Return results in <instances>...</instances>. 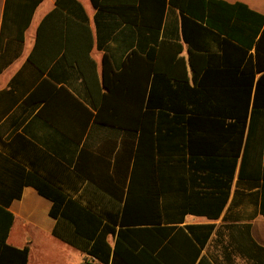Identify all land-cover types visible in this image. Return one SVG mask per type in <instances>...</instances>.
I'll return each mask as SVG.
<instances>
[{
	"label": "trees",
	"instance_id": "1",
	"mask_svg": "<svg viewBox=\"0 0 264 264\" xmlns=\"http://www.w3.org/2000/svg\"><path fill=\"white\" fill-rule=\"evenodd\" d=\"M41 1L4 0L0 62L5 60L7 50L18 57L25 29ZM90 2L97 10L114 13L128 24L149 29L160 27L164 7L169 3L180 11L182 38L190 47L196 46L192 40L195 35L215 42L219 52L207 50L196 55L190 49L192 84L185 72L177 71L172 77L156 66L162 50L169 52L168 59L175 65H182V58L175 56L181 49L177 43L162 41L158 46H150L143 55L132 50L123 62V69L109 77L106 73L109 61L104 55L102 80L108 87V96L125 89L129 98L110 99L112 113L96 114V121L114 129H126V141L132 149L125 165L99 159L93 171L88 169L86 148L82 147L78 154L75 168L79 175L92 182L94 188L112 194L111 200L104 202L110 205L108 211H97L90 200L83 204L79 197L66 196L44 179L31 181L52 202L49 210L55 219L52 235L84 253L85 263L96 260L102 264H165L161 250L155 254L154 250L174 228L167 223L182 222L189 213L209 219L218 217L236 169L239 181L257 183L259 212L264 217V14L242 2L225 0ZM155 4H160L157 19L149 17ZM55 5L37 26L35 42L26 59L38 68L40 62L49 63L56 55L51 48L39 60L42 31L45 24L55 26L61 0H56ZM77 25L87 39L84 53L75 60L77 68L86 85L91 76L98 83L96 64L89 56L90 29L86 21ZM74 26L69 18L59 25L60 30ZM195 56L201 62L199 68L192 63ZM132 64L140 67L135 71L130 67ZM122 76L140 79V83L123 85L119 83ZM161 76L166 80L165 90L178 98L153 99ZM31 98L28 96L24 103H30ZM120 107L125 108L123 115H118ZM114 147L113 144L110 152ZM13 196L18 197L19 193ZM7 207L8 200L0 203V264H27L28 246L18 248L7 242L14 219ZM187 228L194 236L200 228V236L208 237L213 224L187 225ZM151 239L156 243H150Z\"/></svg>",
	"mask_w": 264,
	"mask_h": 264
},
{
	"label": "crops",
	"instance_id": "2",
	"mask_svg": "<svg viewBox=\"0 0 264 264\" xmlns=\"http://www.w3.org/2000/svg\"><path fill=\"white\" fill-rule=\"evenodd\" d=\"M56 0H42L34 10L32 19L24 32V42L18 57L5 53L0 62V203L8 200V210L14 219L7 242L15 247L28 246L27 264H84L85 254L52 235L55 219L49 214L51 200L40 194L31 181L44 179L57 186L70 197H79L82 203L90 200L97 211L110 210L112 194L96 189L92 182L79 175L75 162L82 147L86 148L89 171L99 159H110L125 165L131 144L127 143L126 129H114L96 121V114L112 113L110 99L124 101L129 98L125 89L108 96V87L103 84V57L108 58L107 77L120 72L123 62L132 50L145 54L152 45L160 42L180 44L175 55L182 58V65L169 60V52L162 50L157 55V68L174 77L177 71L186 73L192 84L191 51L196 55L207 50L219 52L215 42L193 36L195 47H190L182 38L181 14L178 8L167 3L158 28H146L128 24L120 16L97 10L90 0H61L55 26L45 24L42 31L41 55L56 54L49 63L40 62L35 67L27 62L37 26L52 11ZM228 3L242 2L249 8L264 14V0H225ZM4 0H0V23ZM149 10V17L157 19L160 4ZM141 13H137L139 17ZM69 18L75 26L60 30L61 21ZM87 22L92 35L89 56L96 64L98 83L89 79L86 85L77 68L76 61L84 53L86 33L77 25ZM7 38L3 47H6ZM61 42H66L62 46ZM13 50V48H11ZM253 52V50L251 51ZM46 59V57H45ZM193 66L201 62L193 58ZM138 70L140 65L132 64ZM258 75V74H257ZM158 78L154 98L173 97L165 90V78ZM119 83H140V79L122 76ZM173 79H170V82ZM113 85V83H111ZM31 95V102H25ZM97 102V104L95 102ZM158 109H155L157 113ZM118 115L125 108L117 109ZM137 133V132H136ZM135 137V144H136ZM115 145L110 152L111 146ZM128 179H126L127 181ZM13 193H19L18 197ZM187 193H191L188 190ZM218 217L186 214L182 222L167 223L174 228L154 250H161L165 264H264V217L259 212V190L256 182L239 181L234 175ZM173 207V206H172ZM213 224L208 237H201L200 228L194 236L187 225ZM179 227L181 229H179ZM150 243H156L151 239ZM166 245V247H162ZM164 249V251L162 250ZM92 264H102L91 260Z\"/></svg>",
	"mask_w": 264,
	"mask_h": 264
},
{
	"label": "built area",
	"instance_id": "3",
	"mask_svg": "<svg viewBox=\"0 0 264 264\" xmlns=\"http://www.w3.org/2000/svg\"><path fill=\"white\" fill-rule=\"evenodd\" d=\"M85 264H92V263H91V261H89V262H86Z\"/></svg>",
	"mask_w": 264,
	"mask_h": 264
}]
</instances>
